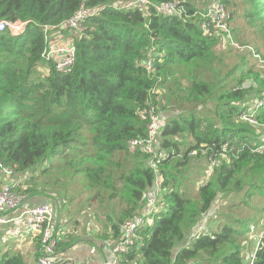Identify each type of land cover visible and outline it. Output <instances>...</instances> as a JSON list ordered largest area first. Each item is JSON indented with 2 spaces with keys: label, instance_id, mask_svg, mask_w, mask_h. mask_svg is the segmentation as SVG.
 Wrapping results in <instances>:
<instances>
[{
  "label": "trees",
  "instance_id": "1",
  "mask_svg": "<svg viewBox=\"0 0 264 264\" xmlns=\"http://www.w3.org/2000/svg\"><path fill=\"white\" fill-rule=\"evenodd\" d=\"M132 1L0 0V22L25 24L0 31V163L24 201L55 206L57 252L83 236L112 248L124 224L146 214L160 179L151 223L120 264H244L242 240L264 215L233 216L189 238L214 209L224 218L215 206L226 197L243 194L232 207L245 211L264 196V127L242 120L261 101L251 112L264 125V0H150L147 12ZM171 1L182 16L158 11ZM215 2L231 15V36L203 28ZM83 8L92 12L83 31L46 32ZM55 32L74 39L67 74L43 56ZM153 107L162 119L155 157L131 144L147 140ZM195 167L209 175L195 181ZM1 227L0 264H27Z\"/></svg>",
  "mask_w": 264,
  "mask_h": 264
},
{
  "label": "built area",
  "instance_id": "2",
  "mask_svg": "<svg viewBox=\"0 0 264 264\" xmlns=\"http://www.w3.org/2000/svg\"><path fill=\"white\" fill-rule=\"evenodd\" d=\"M130 7H135L140 12H147L150 8V0H133ZM158 11L162 15L167 16H182L184 14V9L178 1L166 2L163 5L161 4L158 7ZM91 15V11L83 8L75 17L64 21L60 26L46 28V32L48 33L49 29H55L59 32H81L86 19ZM202 16L205 19H208L203 25L206 33L211 34L212 31H215L226 34V36H231L230 28L227 23L229 15L223 4L215 2L205 13L202 14ZM6 28H10L14 34H19L24 30L25 24L0 22V31L5 30ZM15 29H18V31ZM59 32H55L52 36H48L49 44L43 56L46 61L55 62L56 70L58 72L67 74L73 70L76 63V46L73 39L67 41L66 45H63V35ZM146 66L149 70L152 69V60H149ZM262 105L263 102L256 101L250 110L244 112L242 120L259 128H263L264 125L260 124L254 118V113L251 112L254 106L260 108ZM161 124L162 119L155 114V108L153 107L150 111V124L147 140H134L131 144L145 149L150 154H154L155 157L157 152L154 151V147L160 137ZM11 174L12 172L4 168L0 163V225L4 226L17 219H24L26 225L31 227L35 232H38L42 237L41 255L39 256L38 263L55 264L57 254V238L54 234V222L57 215L55 206L50 203L28 206L26 201H24V199L12 189V180L10 179ZM160 194L162 195L160 179H157L155 187L153 191L149 193L147 199L146 214L139 215L136 219L130 220L124 224V232L121 240L112 247L110 260L103 264H120L119 257L122 253H127L129 251L137 231L146 223H151L148 214L154 211L157 204V197ZM17 211H19V213L14 215ZM257 230L256 227L251 226V233H255ZM263 237L264 227L259 231V240L248 264H256L257 252Z\"/></svg>",
  "mask_w": 264,
  "mask_h": 264
},
{
  "label": "crops",
  "instance_id": "3",
  "mask_svg": "<svg viewBox=\"0 0 264 264\" xmlns=\"http://www.w3.org/2000/svg\"><path fill=\"white\" fill-rule=\"evenodd\" d=\"M72 39L73 38L70 36L68 41ZM11 180H13L12 177ZM45 202L46 199L33 198L26 201V204L28 206H34L41 205ZM1 228L4 233L3 238L7 241L9 248L14 252L21 253L25 257L27 264H39L38 255H40V245L37 237L38 234L31 227L26 225L24 219H17ZM208 229L206 220H202L199 226L194 229L189 239H192L197 234ZM92 240L91 237L83 236L77 240L73 247L61 252L58 251L55 264H103L109 261L112 255V248L108 246L109 242L106 243L102 240L99 241L96 246H92ZM252 246L250 247V251L252 250Z\"/></svg>",
  "mask_w": 264,
  "mask_h": 264
},
{
  "label": "rangeland",
  "instance_id": "4",
  "mask_svg": "<svg viewBox=\"0 0 264 264\" xmlns=\"http://www.w3.org/2000/svg\"><path fill=\"white\" fill-rule=\"evenodd\" d=\"M230 17H231V15H229V18ZM232 25L235 26L234 23H232ZM239 29H241V28H239ZM15 30L18 31V29H15ZM57 36H58V33H57ZM68 39H69L68 37H65V38H64V36L62 37L63 45H66ZM223 46H224V44H223ZM44 71L48 72L47 69L44 70ZM209 171H210V167H208L206 171L195 167V168L191 169L192 173H188V174H189V176L191 178H194L195 181H202V179L205 178L204 176H208L209 175ZM8 182H9V180H8ZM199 183L200 182H198V184ZM242 197H243V194L240 195L238 197V199L235 200L236 203L234 202L233 199H231L232 197H230V198L226 197L219 205H216L215 208H219V212H224L225 216H224V218L218 216L216 209H214L211 214L207 215L203 219V220H206L208 228L210 230H211V228L215 229L216 223L223 224L224 221L230 220V217L237 216V215H241L243 217L252 216V215H256V216L264 215V196H257V197L254 196L252 201H251V204H250L251 208L247 209L245 211H241L238 208L232 207V204L233 203L238 204ZM257 219H258L257 221H259V223L261 224L258 227L257 232L250 233L249 235L247 233V236L242 240V243L245 246L244 264H248L249 261L251 260V258L253 256V253L255 251V248L257 246V242L259 240V231H260V229L262 227H264V216L263 217H259ZM253 221L254 220L251 218V222H253ZM199 224H198V226H199ZM251 225H253V224H249V227ZM209 229L208 230H204L203 232L204 233H209V231H210ZM252 241H253V243H252ZM251 246H252V250L250 251V247Z\"/></svg>",
  "mask_w": 264,
  "mask_h": 264
},
{
  "label": "clouds",
  "instance_id": "5",
  "mask_svg": "<svg viewBox=\"0 0 264 264\" xmlns=\"http://www.w3.org/2000/svg\"><path fill=\"white\" fill-rule=\"evenodd\" d=\"M71 33V32H70ZM74 40V39H73Z\"/></svg>",
  "mask_w": 264,
  "mask_h": 264
},
{
  "label": "bare ground",
  "instance_id": "6",
  "mask_svg": "<svg viewBox=\"0 0 264 264\" xmlns=\"http://www.w3.org/2000/svg\"><path fill=\"white\" fill-rule=\"evenodd\" d=\"M83 31V30H82Z\"/></svg>",
  "mask_w": 264,
  "mask_h": 264
}]
</instances>
